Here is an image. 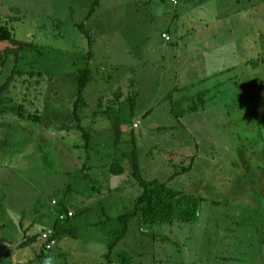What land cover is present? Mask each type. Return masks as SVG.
I'll return each mask as SVG.
<instances>
[{"label": "rangeland", "instance_id": "rangeland-1", "mask_svg": "<svg viewBox=\"0 0 264 264\" xmlns=\"http://www.w3.org/2000/svg\"><path fill=\"white\" fill-rule=\"evenodd\" d=\"M50 1V6L45 7L32 4L16 6L25 12V24L15 27L19 40L23 37L20 35L21 28L29 31L36 28L34 34L37 35L38 25H42L43 34L39 33L37 36V39L41 40H34V44H40L42 48H35L33 56L41 58L46 54L38 67L47 68L50 73L46 76H43L44 73L38 76L34 73L35 76L26 79L30 81L29 84H19V92L28 94L30 101L36 99L37 107L44 111L41 124H36L39 129L34 127L35 124L26 121L25 126L15 124L13 128L9 125L0 128V195H8L5 200L9 198L11 201L9 195L14 191L20 195L26 191L27 186L37 185L39 194L42 192L48 195L38 199L39 202L41 200L43 204L47 203V208L58 210L61 206H52L54 201L68 205L71 197H76L70 192L71 181H80L72 190L81 194L84 190L87 192V185H83L79 177L89 174L91 163L96 164V170L90 173L92 180H87V183L98 187L101 192L106 190V186H117V180L111 181L114 168L117 172H128L132 175L136 167L134 163H137L141 174L139 177L145 182L158 180L167 183L173 189L202 198L204 203L200 220L196 224L175 223L155 229L147 228L149 233L142 236V221H138L141 217H130L127 225L128 237L118 249L125 252L124 255L129 260L127 264H252L254 246L251 240V244L247 240L242 241L241 230L237 227L241 218L237 221L234 212L245 204L250 207L260 201L264 206V191H260L256 196H252L251 192L255 176V168L252 165L263 158L258 153L264 149V119L260 116L264 114V108L259 105L256 113L250 106L246 110L248 115L244 114L243 120L240 119L241 116L237 117L235 113L240 115L237 112V109H241L238 102L244 95V89L238 91L235 85L229 84L221 98L220 88L215 91L216 88H210V96L202 98L207 99L209 104L206 111H202L204 108L200 104V92L206 88H182L184 93L176 95L175 101L179 102L184 98L189 100L179 109L177 107L179 113L172 114L169 106H164L161 99L169 87L164 88L161 83L156 87V84L153 86V81H148L153 74L155 80L162 82L165 73L160 66L155 65L147 74L141 70L140 77L139 69L135 74L131 70L132 67L126 64L129 62L133 66L139 53L149 52L151 44L158 42L157 29L162 25L164 18L155 8L150 9H154L150 11L152 17H147L149 22H146L144 13L136 11L139 10V4L136 6L132 3L130 6L129 0H101V6L96 5L99 0ZM195 1L190 7V17H195L197 24L202 25L203 21L199 19L211 20L207 16L209 11L205 8L209 1ZM4 2L0 0V14L9 16L8 21H15L21 14L16 8L5 6ZM11 2L22 4L26 0ZM188 2L189 0H180V8ZM163 7H171L170 0H163ZM93 10H96L95 13H92ZM259 11L264 16L263 4L260 5ZM90 14L92 16L88 19ZM41 15L46 18L39 19ZM81 24H85L86 28L94 33L95 43V56L90 67L93 80L83 94L79 110L82 127L91 133L88 143L73 120V111L78 99L77 77L79 72L89 67L88 61L91 59L88 39L77 28ZM8 25L13 31L12 21L8 24L1 23V38L3 33L10 36ZM113 34L116 37L113 44L116 51L118 48L119 51L109 54V57L107 51L112 46ZM151 36L153 38L150 43L147 38ZM140 42L145 45L141 47ZM256 45L259 47V56L263 58L264 39L260 38ZM129 47L135 48L131 61L125 57V50ZM30 54H27L29 58ZM21 55L22 53L19 54ZM255 56L257 55H254V58ZM15 60L16 57H13L9 63L13 64ZM3 61L4 59L0 58V70ZM107 61H112V67L102 65ZM113 61L122 63L120 72L114 70ZM260 74L264 73L261 71ZM117 79L121 83L116 84ZM260 81L264 84V77H261ZM137 82L139 87L135 86ZM140 82H143V85H140ZM260 89L264 93V87ZM13 92L14 88H11L10 94ZM16 97L14 104H18L16 107L20 109L19 114H22L21 108L24 110L31 103L25 105L23 101L19 104ZM225 103L231 116H225L218 111L224 109ZM249 103L247 105H250ZM198 105L201 107L200 111L191 112L192 108ZM7 106L10 109L12 104ZM118 108L121 111L117 110ZM149 109L151 116L147 117ZM181 112H185V115L180 118L176 114ZM8 116L7 112L3 120L11 123L19 120L8 119ZM37 118L38 116H35V121ZM31 128L37 129V132L33 133ZM13 130L16 131L15 134ZM17 139L29 141L23 146L20 144V148L25 149L22 153L27 158L24 161L26 165L15 171L9 164L12 158L4 156L1 148L7 146L11 140L15 142ZM8 154L11 156L15 152L9 150ZM190 167V172H183ZM127 177L121 180L122 186L127 187L122 202L126 209H115L117 214H112V219L117 218L119 212L122 216L135 210V202L141 192L140 183L137 182L139 177L132 176L131 184ZM96 179L99 181L94 182ZM263 181L264 179L259 180L260 183ZM29 193L31 191L24 196L28 197L31 195ZM66 194L70 196L65 197ZM77 197L80 198V195L77 194ZM10 203L6 202L7 205ZM11 204L9 209L15 206V203ZM13 210L8 214H1L3 223L11 225L18 219L16 216L12 220ZM249 211L251 210L248 209ZM76 220L93 223L94 220H105V217L98 214H79ZM111 222L110 224H115L109 227L113 231L122 229L120 222ZM39 232L34 229L32 234L37 235ZM154 233L166 235L171 240L157 237L154 241ZM117 237L112 239L116 240ZM0 238L5 243V233L2 234V230ZM2 249L4 248L0 247V253ZM153 257L156 260L152 261Z\"/></svg>", "mask_w": 264, "mask_h": 264}, {"label": "crops", "instance_id": "crops-1", "mask_svg": "<svg viewBox=\"0 0 264 264\" xmlns=\"http://www.w3.org/2000/svg\"><path fill=\"white\" fill-rule=\"evenodd\" d=\"M4 1L3 4L5 6L10 9H18L21 15L15 21L12 19L10 20L14 25L12 28L13 31H11L8 25L10 36L9 34L5 35L6 37L4 38L0 36V58L4 59L0 70V128H3L5 125H9L13 128L15 124L25 126L26 124H24V122L26 121L35 124L34 127L39 129L36 124H41L42 121H35V116H41L42 118L44 111L37 107L36 99L35 101H30L28 99V94L24 92L21 93L22 91L19 92V86H26L29 84L30 81L26 80L28 77L38 76L41 73H44L43 76H46V74L48 75L50 73L49 69L38 67L41 63L40 61L44 59L46 54L41 58H34L33 56L35 48H42L40 44L38 46L34 44V40H41L37 39V36L40 35L39 33L43 34L41 29L42 25H38L37 31L39 32L36 31L37 35L34 34L36 28L33 31L23 30V28H21L20 35L22 34L23 37L22 40H19V34L15 27L25 24V12H23L20 7L18 8L16 6L32 4L33 6L37 5V7H45L47 5L50 6L51 1L26 0V2L22 4L12 3L11 0ZM132 1L130 2L129 0L128 4L131 6L132 3H135L137 6L138 3L139 10L136 9V11L143 12L146 18L152 17L150 11L154 9H150L155 8L157 13L161 14L164 20L162 25L158 26L157 29L158 42L151 44L152 47L149 52L139 53L138 57L134 60L133 66L130 65L129 62L126 64L132 67L131 70L135 74L139 69L140 77L142 75L141 70L147 74L155 68V65L160 66L161 70L165 73L162 82L155 80L153 74L148 81H153V86L156 84V87H158L160 83L164 85V88L169 87V90H167V93H164L161 99L164 102V106H169L170 113L174 114L173 102H176L175 96L184 93L180 91L184 87H188V89L195 87H199L200 89L206 88V90L200 92H205L206 96H210L212 92L210 88H216L214 91L220 88L219 97L221 98V94L223 95V93H226L229 84L235 85L238 91L244 89V95L241 96L238 102L241 105V109H237L240 115L235 113L237 117L241 116L240 119H242L244 116L248 115V111L246 112V110L250 106L252 107V111L256 113V109L259 105L264 108V93L260 89L264 87V84L260 81L261 77H264V74H260L261 71L264 73V57L261 58V56H259V47L256 45L260 38L264 39V16L260 14L259 11L260 5H264V0H204L209 1V5L205 8L209 11L207 16L210 17L211 20L199 19V21H203V24L201 23L202 25L197 24L195 17H190V7L192 4L196 3L195 0H189L188 3L182 5V8H180V0H178L177 4H174L172 0H170L171 7L169 8L163 7V0ZM46 2L48 4H46ZM98 6H101V0L98 1ZM39 14L41 13L39 12ZM40 17L46 18L45 15L39 16V19ZM7 18L10 19L9 16H2V14H0V26L1 23H10ZM90 18L88 17V19ZM146 18H144V20H146ZM146 22H149L148 18ZM89 33L92 36V41L90 42L88 40V47L91 49L89 52L91 53V59L88 61V68L91 67L95 56L94 33L91 31H89ZM163 35H169L171 40L169 42L166 41L163 39ZM24 38L26 39L24 40ZM152 38V36L149 37V39L147 38V41L149 42ZM29 39L32 41H28ZM114 39H116L115 34H113V38L111 39L112 46L107 51L108 55L111 53H118L119 51V48L116 51V47L113 44ZM11 45H15V47H11ZM139 45L143 47L145 44L140 42ZM134 52L135 48L129 47L125 50V57H128L129 61H131ZM21 53L22 55L19 56ZM29 53H31L30 58L27 56ZM254 55L257 56L254 58ZM13 57H16V60L13 64H10L9 62ZM111 62L112 61H107L102 63V65L112 67ZM121 64L122 63L118 61H113L114 70L120 72ZM34 73L35 75H33ZM136 78H138V75ZM138 82L135 86L139 87ZM118 83H121V81L117 79L116 84ZM140 85H143V82H140ZM11 88H14V92L10 94ZM177 89L180 90L177 91ZM16 95L18 97H16ZM15 97L18 99L17 102L19 104L23 101H25V103H23L25 105L31 103L28 108L21 111L24 112L22 114H19L20 109L16 107L18 104H14ZM224 97L223 102H225L226 94H224ZM5 100L7 101L6 103ZM249 101L252 102L249 103ZM248 103L250 105H247ZM8 104H12L10 109H8ZM226 105L227 103H225L223 110L220 109L218 111L221 114L224 113L225 116H229L230 114L227 112ZM152 108L153 105H151V109ZM151 109L147 111V117L151 116ZM117 110L121 111L120 108ZM114 111L116 110L114 109ZM7 112L9 115L8 119L12 118L14 120H19L13 121L12 123L4 121L6 119L3 120V118ZM198 112L199 111L196 113ZM31 114L33 116L29 118L28 115ZM22 115L25 116L22 117ZM263 115L264 114H260V116H262L261 119H264ZM37 129L31 128L33 133L37 132ZM15 133L16 131L13 130V134ZM28 141H26V139L24 141L17 139L15 142H12L11 140L7 146L1 148V153L4 156L12 158L9 164L11 167L13 166L15 171H18L19 167L26 165L24 161H26L27 158H25V154L22 153L25 152L22 151L25 149L20 148V144L23 146V144ZM9 150L15 152V154L11 156L9 154L7 155ZM27 150L28 149H26V151ZM263 153L264 149L261 150V153H258V155L261 154L263 157L260 161L256 163L252 162V164L254 163L252 166L255 168V176L252 180L253 185L251 189L252 196H256L260 191H264V181L263 183L259 182V180L264 179ZM7 157L4 159H8ZM21 158L23 159L20 160ZM34 161L37 160L34 159ZM95 168L96 164L91 163L89 174L79 177L81 183L87 185V192L84 190L81 194V192L77 193L76 190H72L75 184L80 182L79 180L75 179L76 181L73 180L70 182V184L72 183L70 192L72 191L76 197H71L72 200L67 203L68 205H63L68 206L78 217L79 214H86L88 216L98 214L99 216H104L105 220H94L93 223H85L78 222L75 219L67 224V229L64 231L62 229L60 231V235L57 241H55L54 248L51 252L44 253L42 250V242L40 240H31L30 237V235H32L31 232L34 230L35 222L40 221L41 223L39 226H43L44 229L51 226L54 220L57 219V210L55 211L50 208L40 209L43 201L40 200L39 202L38 199H43L48 195L42 192L39 194V187H37V185L34 187L33 185L27 186V188H25L26 191L21 192L20 195L14 191L9 195L11 201L9 198L5 200V197L8 195H0V232L2 230V234L5 233V243L2 238H0V247L4 248L0 253V264H127L129 262L124 255L125 252L118 250L120 245H122L128 237L127 231L124 237L116 242L112 251L108 249L109 245L113 242L111 235L113 234L112 232H114L109 227L110 225L111 227L115 225L110 224L112 223L110 220L112 218L111 215L117 214L115 209H126L125 205L124 207L122 206L124 200L123 196L126 195L122 186V179L113 176L111 181L117 180V186L113 188L106 186V190L101 192L98 190V187L95 188L94 185L87 183V180L91 182L92 175L90 173H94L96 170ZM98 181L99 180L96 179L94 182ZM29 182L31 183L32 181ZM113 189H115V191ZM30 191L31 193L29 194L31 195L25 197L24 194ZM35 191L38 194H36ZM77 194L80 195V198L77 197ZM11 196L18 197L12 198ZM6 202L15 203V206L9 209L12 204L10 203V205H7ZM11 209H14L13 212H11L12 220L15 219L16 216L18 219L9 225L3 223L1 214H8ZM248 209L251 211L248 212ZM234 213L237 216V221L241 218L237 227L241 230L242 241L247 240L248 243H250L249 240H251L254 246L252 250V254H254L252 264H264V206H262L261 201L250 207L249 204H245L244 207H239ZM118 215L117 218L121 217L120 212ZM138 221L141 223L142 218ZM7 227L9 228L6 231ZM146 229L147 227H145L142 222L140 226L141 236L149 233ZM153 240L155 241V238H153ZM141 243L143 242L141 241ZM107 254H110V256L108 257ZM142 254L145 255V253ZM243 259L245 260V258ZM153 260H156V258L153 257L152 261Z\"/></svg>", "mask_w": 264, "mask_h": 264}, {"label": "trees", "instance_id": "trees-1", "mask_svg": "<svg viewBox=\"0 0 264 264\" xmlns=\"http://www.w3.org/2000/svg\"><path fill=\"white\" fill-rule=\"evenodd\" d=\"M96 5L98 6V2ZM94 11L95 10H93L92 13ZM91 14L89 18L91 17ZM77 28L90 42L92 41V36L87 30L85 24L78 25ZM5 35L6 34L3 33L2 38L6 37ZM91 80H92V72L90 68H87L86 70L81 71L80 74L78 75V99L75 103V107L73 111V120L78 124L77 128L83 134V137L85 138V142L87 143L91 139V133L82 127V120L79 116V110H81L80 108L81 99L83 98V94L85 90L87 89ZM178 90L180 89H177V91ZM180 91L182 92L183 90H180ZM201 94L202 95H200V98H201L200 104L204 108L202 111H205L208 109L209 104H208L207 99H202L206 97V93L204 92ZM187 100L189 99L184 98L177 103L173 102V112L179 113V111L177 110V107L179 109V107ZM200 108L201 107L199 105L195 106L194 108H192L191 112L196 113L197 111H200L199 110ZM22 110L23 108H21V111ZM176 115L181 118L185 115V112H181V114H176ZM24 116L25 115H22V117ZM32 116H33L32 114L28 115L29 118H31ZM38 119L41 121V116H38L36 120ZM132 162H134V160ZM134 164L136 165V167L132 175H129L128 172L125 173L126 175L123 172H117L114 168L113 169L114 176L120 179H124L125 176L126 177L129 176L131 178L132 176L139 177L141 175L140 168L137 163H134ZM191 170H192V167L184 169L183 172L187 174V172H190ZM178 176H180V174ZM131 178H128V181L130 182V184L132 183ZM138 180L139 181L137 182L140 183L139 189L141 192L136 199L135 210L132 213L123 215L119 218L112 219L111 217H109L111 218L110 219L111 221L113 220L117 223L120 222V224H122L121 230L117 229V231L112 232L113 236L111 235L109 231V234L111 235V237L118 236L116 240H113L112 244L109 245L108 249L110 251H112L113 246L116 244V242L124 237L127 231L128 221L130 217H133L135 215H139L142 218V222L144 223V226L147 227L148 229L149 228L155 229L158 226L163 227L165 225H173L175 223L193 225V224H196L200 220V217L202 214V207L204 203L202 198L186 194L180 190L173 189L169 187L167 183H163L158 180L145 182L144 179L141 177H139ZM123 189L126 190L127 187L123 186ZM68 191L69 190H67V192ZM130 191H131V186H130ZM67 196L68 194L65 195V197ZM63 204L65 203H62V205L61 204L52 205V206H57V207L61 206V207L57 210V213H58L57 219L54 220V223L51 226H48L43 229V226H39L41 223L40 221H37L34 224L33 229H37L40 232L37 235H33L31 232L32 234L30 235L31 240H36V241L40 240L42 242V250L44 253L51 252L53 250L54 248L53 246L55 244L51 245V243L57 241L60 235V231L62 229L63 231L67 229V224L74 221L78 217V215L75 214V212L71 211L70 208H68V206L63 205ZM41 208L46 209L47 203L46 205L41 204L40 209ZM70 212L74 214L72 218L68 217V214ZM63 215L66 216L65 219H61ZM50 232L51 234L48 240L43 239V235L49 234ZM153 236L155 237V239H157V237H164L168 240H171V238H169L166 235H160V234L154 233ZM107 256L109 257L110 254H107Z\"/></svg>", "mask_w": 264, "mask_h": 264}, {"label": "built area", "instance_id": "built-area-1", "mask_svg": "<svg viewBox=\"0 0 264 264\" xmlns=\"http://www.w3.org/2000/svg\"><path fill=\"white\" fill-rule=\"evenodd\" d=\"M172 2L175 3V4H177V0H172ZM163 39H165V40L168 41V42L171 40L169 35H163ZM58 204H59V203H58L57 201H54V204H53V205H58ZM73 216H74V214H73L72 212H70V213L68 214V217H69V218H72ZM65 218H66L65 215H63V216L61 217V219H65ZM50 234H51V232H50L49 234H44V235H43V239L48 240ZM54 244H55V242H52V243H51V245H54Z\"/></svg>", "mask_w": 264, "mask_h": 264}]
</instances>
